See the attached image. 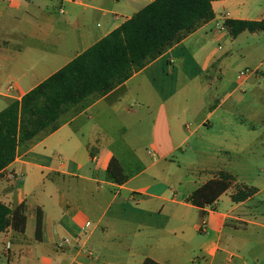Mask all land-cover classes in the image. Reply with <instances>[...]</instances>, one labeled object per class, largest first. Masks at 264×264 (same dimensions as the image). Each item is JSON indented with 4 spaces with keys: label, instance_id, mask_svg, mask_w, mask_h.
<instances>
[{
    "label": "crops",
    "instance_id": "1",
    "mask_svg": "<svg viewBox=\"0 0 264 264\" xmlns=\"http://www.w3.org/2000/svg\"><path fill=\"white\" fill-rule=\"evenodd\" d=\"M153 1L0 0V112ZM257 3L213 2L212 20L19 148L0 202L25 204L27 227L0 233V264H264V178L249 176L264 157V29L227 25L264 23ZM221 172L235 181L213 205L190 201ZM241 186L257 193L234 202Z\"/></svg>",
    "mask_w": 264,
    "mask_h": 264
},
{
    "label": "trees",
    "instance_id": "2",
    "mask_svg": "<svg viewBox=\"0 0 264 264\" xmlns=\"http://www.w3.org/2000/svg\"><path fill=\"white\" fill-rule=\"evenodd\" d=\"M219 0H154L123 25L76 57L61 70L14 101L0 112V174L16 159L19 148L38 136H46L60 126V119L71 107L92 95L104 96L135 72L158 59L203 23L214 18L212 4ZM234 36L244 31L264 29L263 22L229 20ZM108 178L122 185L128 179L117 159H112ZM235 181L221 172L196 191L190 201L200 208L213 205ZM257 193L256 188L241 186L232 195L242 202ZM27 227L26 205L10 209L0 202V233L12 229L24 234ZM43 213L37 215L36 238L42 239Z\"/></svg>",
    "mask_w": 264,
    "mask_h": 264
},
{
    "label": "rangeland",
    "instance_id": "3",
    "mask_svg": "<svg viewBox=\"0 0 264 264\" xmlns=\"http://www.w3.org/2000/svg\"><path fill=\"white\" fill-rule=\"evenodd\" d=\"M84 1H86L88 3L96 4L97 6H99L101 4V2H103V0H84ZM257 1H258V3H257L258 6L264 5V0H257ZM255 127L257 129L263 128V126L261 124H259L258 122H256ZM262 153H264V152H262ZM260 154H261V151L255 153L256 158L254 160V166L249 171V176L251 179L255 178V175L257 177L264 178V157L260 156ZM235 170H237V169H234L233 171H235Z\"/></svg>",
    "mask_w": 264,
    "mask_h": 264
},
{
    "label": "built area",
    "instance_id": "4",
    "mask_svg": "<svg viewBox=\"0 0 264 264\" xmlns=\"http://www.w3.org/2000/svg\"><path fill=\"white\" fill-rule=\"evenodd\" d=\"M227 15H228V13L225 14V16H227ZM248 72H250V70H246V71L243 73V75L247 74ZM10 246H11V244L8 243V245H7V247H6L7 251H9Z\"/></svg>",
    "mask_w": 264,
    "mask_h": 264
}]
</instances>
